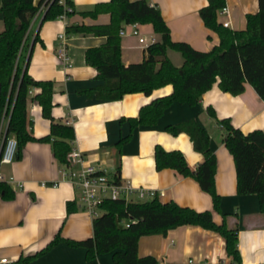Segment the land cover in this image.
<instances>
[{
    "label": "crops",
    "instance_id": "crops-1",
    "mask_svg": "<svg viewBox=\"0 0 264 264\" xmlns=\"http://www.w3.org/2000/svg\"><path fill=\"white\" fill-rule=\"evenodd\" d=\"M38 1L33 0V4ZM70 1L78 13L109 0ZM146 2L157 6L172 41L186 42L194 50L203 52L218 44V36L206 29L198 17V10L207 5L206 0ZM224 3L228 8L227 17L216 16V20L218 23L228 21L227 28L232 31L243 30L245 15L258 11L256 0H224ZM41 16L30 20L18 63L22 67L26 65V74L31 80L52 83L50 116L54 122L72 126L70 150L82 155L84 164L104 171L111 178L118 163L119 182L152 189L159 202L173 201L196 212L209 211L216 225L224 220L229 228H236L240 264H264V214L259 212L255 195L236 194L232 157L222 144L216 122L226 119L243 134L253 130L264 133V101H260L253 88L245 83L243 92L234 96L220 91L216 79L194 105L173 102L154 124L131 127L128 120L136 118L140 108L171 94L172 87L163 85L147 96L131 93L115 101L98 99L91 90L102 81L97 80L95 70L85 64L83 53L87 48L101 46L106 39L66 34L64 29L67 24L106 25L108 15L98 14L92 19L75 14L45 22H41ZM2 27L0 13V31ZM138 31L146 39L143 45L130 35L119 36L123 65L141 62L146 45L160 40L149 24L138 25ZM61 51L68 57L65 65ZM165 54L171 64L179 68L183 61L181 54L170 49ZM39 92L38 88L29 89L25 104L26 130L33 141L25 143L12 163L0 164V181L13 192L11 198H0V260L13 264L21 256L37 255L57 236L63 241L38 255L32 264H113L111 253L88 259L84 248L65 243L91 238L92 218L82 210L76 188L62 176L64 166L52 156V139L42 140L49 133L50 123L42 117L41 108L33 99ZM209 109L214 118L208 115ZM187 120H194L208 135V149L215 159L213 184L219 200L216 210L208 194L191 177H182L170 168H154L155 147L163 152H179L191 170L203 160L202 154L193 150L188 135L168 131L169 127ZM2 124L4 129V122ZM127 136L129 139L116 150L117 141ZM67 203L74 204L75 208L69 214L66 213ZM136 252L139 257L153 256L158 264H204L220 260L230 264L221 236L193 225L169 229L165 235L141 236Z\"/></svg>",
    "mask_w": 264,
    "mask_h": 264
},
{
    "label": "trees",
    "instance_id": "trees-1",
    "mask_svg": "<svg viewBox=\"0 0 264 264\" xmlns=\"http://www.w3.org/2000/svg\"><path fill=\"white\" fill-rule=\"evenodd\" d=\"M0 0L2 30L0 31V133L4 122L3 137L0 135V152L4 139L12 136L17 142L15 159L20 151L33 138L27 132L26 99L29 89L38 88L33 96L41 108L43 118L49 120V133L42 140L51 141L52 156L60 165L67 164V153L73 140L71 125L54 122L51 119L52 83L36 81L26 74V65L18 63V55L23 46L29 23L33 15L43 6L41 22L56 18H69L73 15L94 19L98 14H107L108 24L88 26L67 24L66 34L104 37L105 43L97 48H87L84 62L96 72V79L102 84L91 91L100 100L115 101L123 95L142 93L147 96L152 90L170 85L171 94L157 98L140 108L130 125L154 124L163 110L173 102L194 105L213 82L220 91L239 95L247 83L255 91L260 101H264V0L258 2L255 14H246L243 30L232 31L224 28L216 20V13L225 6L224 0H206V6L198 10V17L204 27L218 36V44L209 51L191 48L186 42H174L169 38V30L159 14L157 6L146 0H109L97 3L86 11L74 10L70 0ZM149 24L152 32L160 38L158 42L146 45L143 59L138 63L123 65L119 55L120 39L118 31L129 23ZM167 49L181 54L183 61L179 68L174 67L165 52ZM214 118L213 112L207 110ZM222 134V144L232 157L235 169L236 194H253L258 199L259 212L264 214V133L253 130L246 134L232 127L228 120H216ZM172 134L184 132L189 136L192 148L202 154L203 160L195 170L187 167L179 152H163L158 147L153 150L154 168L173 169L180 176L191 177L202 191L208 194L214 210L218 206L213 176L215 174L214 155L208 149V135L194 120H187L171 126ZM129 137L120 138L115 148L125 143ZM112 179L118 182V163ZM12 190L0 181V198H11ZM74 204L67 203L66 213L74 211ZM99 215L92 218V237L85 241H65L69 246L85 249L86 258L91 259L103 253H111L113 264H158L152 256L139 257L136 248L141 236L165 233L169 229L193 225L218 233L223 239L226 257L230 264H240L237 249L236 228H229L223 220L215 224L209 211L196 212L180 207L173 201L159 202L157 196L150 200L125 202L103 199L98 207ZM63 241L57 236L42 251L34 256H21L13 264H32L44 251Z\"/></svg>",
    "mask_w": 264,
    "mask_h": 264
},
{
    "label": "built area",
    "instance_id": "built-area-1",
    "mask_svg": "<svg viewBox=\"0 0 264 264\" xmlns=\"http://www.w3.org/2000/svg\"><path fill=\"white\" fill-rule=\"evenodd\" d=\"M59 4H63L61 1ZM45 8H40L36 11L32 18L38 17L43 13ZM228 8L225 6L219 9L216 13L217 16L227 17ZM63 18V17H61ZM224 28H227L228 21L221 23ZM130 35L137 39L139 45L146 43V39L141 37L138 31V23H129L122 25L118 31V36ZM60 38H62L60 36ZM62 64H67L68 57L64 56L61 51ZM3 124L1 125L0 135L3 137ZM17 149V142L12 136H8L4 139L2 150L0 152V164H10L15 160V153ZM79 165L78 169L71 168L70 165ZM61 172V171H60ZM62 176L69 181L78 192L79 204H81L82 210L90 218L97 217L99 215L98 207L103 199H109L116 201L123 199L125 202H131L130 198H135L136 201L150 200L156 196L154 190L144 189L141 187L132 186L128 182L115 183L111 177H108L104 171H97L89 164H84L82 155L75 150H70L67 153V164L64 166V170L61 172ZM190 262V261H188ZM5 260H0V264H5ZM204 264H228L224 261H218L215 263Z\"/></svg>",
    "mask_w": 264,
    "mask_h": 264
}]
</instances>
